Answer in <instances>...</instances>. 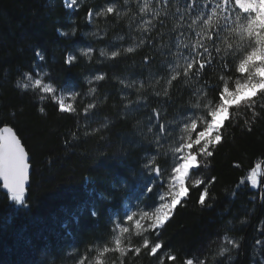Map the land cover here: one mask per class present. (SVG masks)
<instances>
[{
    "label": "trees",
    "instance_id": "1",
    "mask_svg": "<svg viewBox=\"0 0 264 264\" xmlns=\"http://www.w3.org/2000/svg\"><path fill=\"white\" fill-rule=\"evenodd\" d=\"M102 5L103 0H82L72 10L64 0H0V128L10 125L16 131L30 155L32 170L25 205L13 201L0 183V264H76L80 257L96 264L103 247L112 245L113 219L122 214L130 188L138 185L148 155H155V161L166 167L165 150L160 155L148 150L152 139L147 110L121 106L122 100L127 105L125 96L136 97L120 92L118 79L100 85L109 98L85 118L87 97L93 95L85 76L91 72L121 78L146 75L140 62L155 57V68L166 59L162 54L176 22L169 14L167 27L161 30L162 45L137 48L114 66L112 57L95 64L81 58L69 70L62 60L72 46L80 49L92 40L103 49L109 41L119 44L120 36H124L123 47L129 46L128 27L136 21L134 13L127 15L131 9H122L116 19L111 14L94 17L97 30L103 33L98 39L85 35L90 27L85 19L89 6ZM164 11L160 10L161 15ZM73 26L78 32L70 41L61 32ZM36 52H42L45 60L40 61ZM40 70L59 89L85 93L73 98L75 112H61L53 96L25 87V74ZM215 75L209 71L206 78L214 80ZM195 86L194 81H181L176 87ZM167 90L180 103L189 100L187 93L171 85ZM150 95L151 107L156 108L154 92ZM229 119L222 145L206 169L193 171L187 182L188 196L156 235L161 249L155 255L143 247L140 253H105L104 264H183L188 258L207 264L259 263L257 249L264 255L259 243L263 174L257 187L250 176L264 160V119L255 120L243 105L230 108ZM210 176L216 179L208 182ZM199 180L206 183L197 184ZM204 187L211 198L201 206L199 195ZM230 233L239 240L232 259H216L221 238ZM173 255L174 261L169 259Z\"/></svg>",
    "mask_w": 264,
    "mask_h": 264
},
{
    "label": "snow or ice",
    "instance_id": "2",
    "mask_svg": "<svg viewBox=\"0 0 264 264\" xmlns=\"http://www.w3.org/2000/svg\"><path fill=\"white\" fill-rule=\"evenodd\" d=\"M71 2L75 4L76 0ZM122 9H131L127 15L130 17L134 13L136 21L129 24L127 48L123 47L124 36L118 37L119 44L113 45L109 41L108 46L115 49L110 51V56L115 58L113 66L116 61L124 60L126 54H134L137 48L162 45L164 33L161 30L167 27L171 14L176 27L173 28V35L169 37V44L162 54L166 59H162L153 68L152 61L155 57H146L147 63L142 60L139 65L141 72L147 73L142 76L133 77L129 74L121 78L93 72L88 80V91L93 95L87 97L88 102L83 111L85 118L98 111L109 98L107 93L100 90V85L110 78L118 79L119 91L136 97L133 99L131 95L125 96L127 105L122 100L121 106L125 110L144 109L149 114L151 126L147 131L153 139L148 150L160 155L164 145H175L172 153L174 163L168 172L174 191L169 193L167 202H161L151 213L144 212L135 221L138 230L153 232L164 226L177 206L188 196L186 180L190 178V171L206 169L214 151L222 145L225 121L231 123L230 108L243 105L255 120L264 119V0H134V3L133 0H103L102 6H89L85 19L88 22L94 17L108 18L110 14L116 19ZM161 9L165 10L163 15ZM77 32L78 29L73 26L69 31L61 32V35L71 41ZM133 32L135 35H131ZM193 39L195 43H181ZM35 55L40 61L45 60L42 52H36ZM94 55L96 59H93ZM108 55V52L98 49L95 44L80 49L72 46L66 52L62 64L70 70L81 58L87 57L95 64ZM209 71L216 73L214 80L206 78ZM25 75L30 80L33 78L31 73ZM181 81H194L196 86L178 89L176 86ZM94 83L97 87H91ZM34 84L44 94L57 93L56 88L51 84L45 85L41 79H35ZM169 85L176 91L187 93L189 100L178 102L174 99V93L167 90ZM152 92L156 108L151 107ZM70 95L76 98L85 93L72 91ZM58 107L61 112H75L71 104H66L65 99L59 97ZM260 167L261 165H256L252 169L250 179L253 185H257L256 169ZM29 168V154L13 128H0V178L3 180V187L11 194V199L20 205L26 203L25 186L29 182ZM140 175L154 177L144 189L148 193L153 191L156 181L164 179V171L155 160L146 163ZM215 179L210 176L208 182ZM205 183L204 180L197 181V184ZM206 198H211L208 187H204L199 195L201 206H205ZM92 214L98 217V212L94 211ZM135 216L137 213L127 215V220L131 222ZM141 219L146 222V228L141 225ZM121 231L128 232L129 229ZM137 235L141 236L142 247L150 255H155L161 249L160 242L143 238L140 231ZM114 245L113 249L103 247V251L97 255L96 264H104L101 257L105 253L141 251L140 246L126 250L119 237L115 239ZM169 259L174 261L176 256H169ZM80 264L85 262L82 260ZM183 264H194V260L188 258ZM196 264L205 262L197 258Z\"/></svg>",
    "mask_w": 264,
    "mask_h": 264
},
{
    "label": "rangeland",
    "instance_id": "3",
    "mask_svg": "<svg viewBox=\"0 0 264 264\" xmlns=\"http://www.w3.org/2000/svg\"><path fill=\"white\" fill-rule=\"evenodd\" d=\"M80 1H82V0H79V1L76 0V3L72 4L71 0H64L66 6L72 10L76 8V6L78 5V2H80ZM133 3H134V0H133ZM88 23L90 24L89 25L90 27H89L88 33L85 35L86 36L87 35L93 36V37L98 39V37H100V35L103 32H99L97 30L98 28H97V24L94 23V18L91 21H88ZM146 26L147 25H145V27ZM93 33H95V35H92ZM91 41H89V44L88 43L87 44L88 45L92 44V43H90ZM188 42L195 43L194 39L191 41L184 40L181 43H188ZM88 45H84L81 48H85ZM100 49H102V48H100ZM102 50H105L106 52L109 53V55L107 57H111L110 51L115 50V49L110 48L108 46L107 48H103ZM107 57H105V58H107ZM84 58H86V57H84ZM95 73H97V72H95ZM91 74H92V72L89 74H86V76H85V80L87 83H88V80L91 78ZM97 74H100V73H97ZM32 77L33 78L31 80L27 78L25 80V82L28 84V86H30V88H35L36 92L38 94L51 95L55 98L57 103H58V97L63 98V99H65L66 104L72 105L73 98L70 95L72 90L66 91L64 89H59L56 85H54L52 82H50V81H48V79H46V72L44 70L38 71L35 75H32ZM35 79H41L45 85L51 84L54 88L57 89V93L55 95L44 94L41 88H38L35 86V84H34ZM148 134H149L150 138L153 139L152 135L150 133H148ZM162 149L165 150L164 155L166 157V167L162 168V171H164V179L156 181V184L153 187V191L151 193L145 192L144 189L146 188L147 183H150L151 181H153L154 177L152 175L140 176L138 185H136L134 188H130V190H129L130 196L123 203L122 214L120 216H115L113 219V223L111 225L112 245H111L110 249H113L115 247L114 241L117 237H119L121 239L122 246L126 250L130 249L132 247H137V246L142 247V238H141V236L137 235L138 231L142 232L143 238H146V239L153 241V242H158L156 240V235H157V231L159 232V230L161 228L158 229L157 231H153V232H143L142 229L138 230L136 228L135 221H136V219H140V217L142 216V214L144 212L151 213L155 210L156 207L159 206V204L161 202H167V200L169 198V193L171 191H174L172 184H171V181H170V179H168V172L170 171L171 165L174 163L172 153L174 152L175 145L174 144H167V145H164ZM154 153L157 155V153L155 151H154ZM155 159H156L155 155H148L146 163L150 162L151 160H155ZM192 173H193V171H190V174H189L190 178L188 180H186V187H187V182L192 178ZM262 174H263L262 171L257 168L256 169L257 185H254L255 187L258 186ZM261 198H262L261 202L264 205V196ZM132 213H137V216H135L133 218V220L130 222L127 220V215H130ZM121 219H123V223H121ZM141 225L144 228L147 227V224L143 219H141ZM125 228L129 229V231L128 232H122L121 229H125ZM259 229H260V232L262 233L260 238H259V243L261 246L260 248H262L264 250V219L261 222ZM230 241H234L235 243L234 244L230 243ZM238 242H239L238 238L235 237L232 233L225 234L221 238L220 244L218 246V252L216 255L217 256L216 259H218V258H226L227 260L232 259L234 249L237 248ZM225 249H227V251ZM115 252L120 253L119 251H115ZM257 253L259 255V263L258 264H264V260H262V257H264L263 253L261 251H259V249H257ZM82 260L85 262V264H92L94 262L93 259L88 258L86 261L85 257H80L78 259V261L76 262V264H80V261H82ZM194 264H196V260H194ZM205 264H207V263H205Z\"/></svg>",
    "mask_w": 264,
    "mask_h": 264
},
{
    "label": "water",
    "instance_id": "4",
    "mask_svg": "<svg viewBox=\"0 0 264 264\" xmlns=\"http://www.w3.org/2000/svg\"><path fill=\"white\" fill-rule=\"evenodd\" d=\"M5 126H8V127H11L10 125H4V126H2L1 128H3V127H5ZM12 128V127H11ZM14 130V129H13ZM14 132L16 133V131L14 130ZM16 135L18 136V134L16 133ZM19 137V136H18ZM20 138V137H19ZM21 140V139H20ZM22 142V141H21ZM23 144V143H22ZM24 145V144H23ZM25 147V146H24ZM25 151H27V149H26V147H25ZM28 152V151H27ZM29 154V153H28ZM29 164H30V155H29ZM259 165H261V167L259 168L261 171H262V173H263V180H262V189H264L263 188V184H264V160H262L261 161V163L259 164ZM31 172H32V170H31V164H30V168H29V182H28V184H26V192H27V189H28V187L30 186V181H31ZM0 183H1V187H2V190L6 193V194H8V195H11L10 193H9V191H8V189H5L4 187H3V180H2V178H0ZM25 192V193H26ZM264 196V193H262V197ZM262 199V198H261Z\"/></svg>",
    "mask_w": 264,
    "mask_h": 264
}]
</instances>
